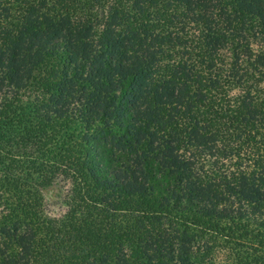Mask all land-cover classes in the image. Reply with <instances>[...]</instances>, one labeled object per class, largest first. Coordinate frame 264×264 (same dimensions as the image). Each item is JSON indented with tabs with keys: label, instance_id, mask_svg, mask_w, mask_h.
<instances>
[{
	"label": "trees",
	"instance_id": "16d2710c",
	"mask_svg": "<svg viewBox=\"0 0 264 264\" xmlns=\"http://www.w3.org/2000/svg\"><path fill=\"white\" fill-rule=\"evenodd\" d=\"M0 264H264V0H0Z\"/></svg>",
	"mask_w": 264,
	"mask_h": 264
},
{
	"label": "rangeland",
	"instance_id": "374dc122",
	"mask_svg": "<svg viewBox=\"0 0 264 264\" xmlns=\"http://www.w3.org/2000/svg\"><path fill=\"white\" fill-rule=\"evenodd\" d=\"M65 188H67V185L62 183L41 190L42 204L50 211L51 215L59 216V214L64 213L66 207L61 204V201L64 194L63 189Z\"/></svg>",
	"mask_w": 264,
	"mask_h": 264
}]
</instances>
